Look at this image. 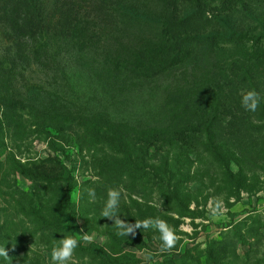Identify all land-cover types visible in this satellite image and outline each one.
Masks as SVG:
<instances>
[{
  "label": "rangeland",
  "instance_id": "rangeland-1",
  "mask_svg": "<svg viewBox=\"0 0 264 264\" xmlns=\"http://www.w3.org/2000/svg\"><path fill=\"white\" fill-rule=\"evenodd\" d=\"M213 13L207 23L189 0H0V105L13 104L32 123L46 116L95 119L115 131L114 151L129 155L141 154L138 135L158 137L155 147L146 144V162L118 154L104 163L87 140L64 142L51 128L28 142V157L48 161L40 172L67 186L70 204L59 224L94 253L97 260L87 264H145V249L153 253L148 264H264V123H254L263 128L260 137L250 136L241 106L248 87L243 68L264 90V55L245 64L247 53L237 43L239 35L249 46L264 36V0H241ZM182 20L191 24L177 32ZM167 36L186 43L174 61L118 71L119 61L148 63L154 53H139L168 43ZM260 49L264 53V39ZM190 129L201 130L203 147L173 149L182 147L177 133ZM4 140L2 147L15 146ZM239 148L256 155L260 170L243 163ZM118 177L129 181L115 189L120 219L134 225L159 216L177 237L172 249L159 252L152 227L118 237L114 220L83 212L82 187ZM19 184L29 186L23 179ZM142 186L153 190L150 197L141 196ZM83 234H95L93 242L85 245ZM227 234L236 244L224 251ZM38 241L28 242L27 255L6 245L11 264H50V251Z\"/></svg>",
  "mask_w": 264,
  "mask_h": 264
},
{
  "label": "trees",
  "instance_id": "trees-1",
  "mask_svg": "<svg viewBox=\"0 0 264 264\" xmlns=\"http://www.w3.org/2000/svg\"><path fill=\"white\" fill-rule=\"evenodd\" d=\"M189 1L197 7L200 14L208 19L207 23L211 21L208 16L211 14L214 16L213 11H216L218 7L219 9L225 10L231 4L241 2V0ZM189 22L186 20L178 22L176 24V31L178 32V30L180 31L190 26L191 23ZM237 39V43L245 49L248 56L245 59V64L261 61L264 53L261 52L260 48L264 36L255 38L250 46L246 37L239 35ZM166 41L168 43L164 41L153 43L155 46L154 49H151L150 46L139 53V55L145 54L146 56L154 53L148 63L142 61L134 67H126L124 63L119 61L116 63L118 71L123 74L124 72L137 73L144 71L149 65H156L154 64L155 61H174L178 52H181L184 48L186 44L185 40L181 39L174 42L172 36H167ZM151 60H153V63H151ZM242 74L246 76L248 85L246 90H255L260 97L257 110L255 112L246 111L244 124L245 129H251L250 136L252 135L257 138L261 136L263 128L254 125V123H264V90L254 83L247 68L242 69ZM43 128H51L60 132L61 135H65L64 139H62L64 142L74 140L75 138L79 142L82 139L87 140V144L92 147L91 152H94L95 158L97 160L101 159L104 163L106 161L116 160L119 157L118 154L128 159V162H131V157H134L135 160L140 158L142 162L149 161V148L146 144L149 142V147H155L158 138L148 133L143 137L138 135L139 138L137 140L140 144H144L141 145V154L129 155L125 154L124 151H114L112 144L115 131L105 123H100L95 119L46 116L32 123L29 116L22 114L20 109L13 104L0 105V220L3 219L2 225H0V242L4 243V240L8 241L6 245L10 246L19 254L27 255L30 252L28 242H34V240H39L38 243L41 244L44 250L50 251L52 239L59 240L63 238L61 233L67 234L64 226L59 224L61 211L70 204L67 186L63 184V179L60 177L43 175L40 172V164L43 165V163H48V161L45 162L28 157L32 153V149L28 147V142L34 134L38 135L36 133L37 130ZM196 131L197 129H190L189 131L178 132L177 135L182 142V147L172 145V148L175 149L176 147L177 150H184L188 153L197 152L200 147H203L201 144L203 133L198 132L201 130ZM84 135L85 137H83ZM6 137L12 142H15V146L11 147L10 150L2 147ZM116 139L119 140L117 136ZM123 141L126 146L133 144V141L129 139H123ZM172 142L174 143V141ZM132 149L134 150V148ZM238 150L241 153L243 163L250 170H260L261 167L258 165L256 155L248 148L243 153L242 151L244 149L239 148ZM23 154L24 157H22ZM49 164L52 165L54 163L50 161ZM125 169H128V167ZM20 179L29 183L26 189L20 187ZM128 182L126 178L118 177L115 181L108 179L97 180L88 185H84L79 197L83 212H87V214L93 212L95 216L98 215L107 199V190L109 188L118 189L121 186V190L126 189ZM133 188H136V186L133 185ZM88 189H94V198L88 195ZM141 189L143 193L140 194L143 198H148L152 195L153 190L151 188L142 186ZM171 213L179 214L180 211L173 209ZM20 231L21 235L19 233ZM228 237V234L225 235L221 241V247L224 251L229 245L235 246L236 244V242L231 243L232 241H228ZM235 238H237L236 235ZM85 257H87V261L89 259H93V262L97 260L93 252L80 245L74 250L69 264H73L74 262L85 263ZM170 263L171 261H165L158 264ZM93 264H104V262H96Z\"/></svg>",
  "mask_w": 264,
  "mask_h": 264
},
{
  "label": "clouds",
  "instance_id": "clouds-1",
  "mask_svg": "<svg viewBox=\"0 0 264 264\" xmlns=\"http://www.w3.org/2000/svg\"><path fill=\"white\" fill-rule=\"evenodd\" d=\"M259 94L255 90L245 91L241 97V106L250 112H255L259 104ZM88 195L95 197L94 189H88ZM119 192L115 189L109 188L107 190V199L101 210L100 215L103 218L114 220L113 227L116 229L115 235L118 237L128 236L129 233L134 234V229L142 228L147 230L150 227L154 228L159 233V240L161 241L159 252H167L172 249L176 242V235L172 228H170L166 221L162 220L159 216L148 217L143 220H135V224L126 223L120 219L119 213ZM62 239H52L50 249V264H69L74 250L80 246V241L71 235L63 234ZM95 234H83L81 239L85 245L93 242ZM155 238V237H154ZM8 241L4 240V243L0 244V264H11V259L6 250V244ZM145 264L152 259L153 253L147 249L144 250ZM85 264H87V257L84 258Z\"/></svg>",
  "mask_w": 264,
  "mask_h": 264
}]
</instances>
